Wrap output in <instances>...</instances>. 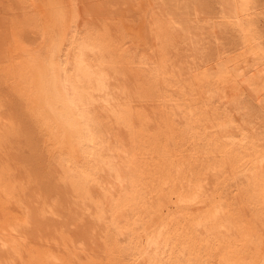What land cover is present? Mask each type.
<instances>
[{
  "label": "bare ground",
  "instance_id": "bare-ground-1",
  "mask_svg": "<svg viewBox=\"0 0 264 264\" xmlns=\"http://www.w3.org/2000/svg\"><path fill=\"white\" fill-rule=\"evenodd\" d=\"M231 1L0 0V264H264Z\"/></svg>",
  "mask_w": 264,
  "mask_h": 264
},
{
  "label": "rangeland",
  "instance_id": "rangeland-1",
  "mask_svg": "<svg viewBox=\"0 0 264 264\" xmlns=\"http://www.w3.org/2000/svg\"><path fill=\"white\" fill-rule=\"evenodd\" d=\"M225 9L229 18L223 23L225 33L219 43L226 52L232 50L235 43L241 44L243 53L264 67V0H232Z\"/></svg>",
  "mask_w": 264,
  "mask_h": 264
}]
</instances>
